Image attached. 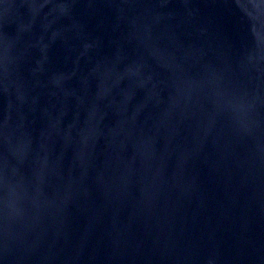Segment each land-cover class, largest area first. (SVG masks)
Here are the masks:
<instances>
[{"label":"water","instance_id":"95a60500","mask_svg":"<svg viewBox=\"0 0 264 264\" xmlns=\"http://www.w3.org/2000/svg\"><path fill=\"white\" fill-rule=\"evenodd\" d=\"M0 264H264V0H0Z\"/></svg>","mask_w":264,"mask_h":264}]
</instances>
